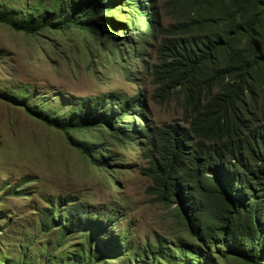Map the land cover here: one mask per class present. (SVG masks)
Returning <instances> with one entry per match:
<instances>
[{
  "label": "trees",
  "instance_id": "obj_1",
  "mask_svg": "<svg viewBox=\"0 0 264 264\" xmlns=\"http://www.w3.org/2000/svg\"><path fill=\"white\" fill-rule=\"evenodd\" d=\"M21 1L0 0V22L27 34L77 28L109 40L120 26L126 43L161 36L150 74L182 110L172 122L156 123L140 90L71 96L53 108L24 90L0 96L65 132L97 168L114 160L108 137L135 143L148 192L179 231L134 245L129 227L113 232L124 212L104 213L96 228L80 198L64 195L40 210L48 237L17 242L14 255L0 250V264H264V0H178L185 19L169 26L157 19L159 0H24L18 9ZM85 131L95 140L80 138ZM28 181L14 191L25 195L17 189Z\"/></svg>",
  "mask_w": 264,
  "mask_h": 264
},
{
  "label": "rangeland",
  "instance_id": "obj_2",
  "mask_svg": "<svg viewBox=\"0 0 264 264\" xmlns=\"http://www.w3.org/2000/svg\"><path fill=\"white\" fill-rule=\"evenodd\" d=\"M175 1L159 0L156 5L157 19L163 26L185 19L183 4ZM122 28L112 27L113 37L108 40L106 35L99 38L77 28L27 34L0 22V95L24 90L29 101L39 106L44 98V108H53L71 96L111 91L133 95L140 90L148 94L147 106L156 123L178 119L181 108L157 93L150 74L158 60L161 36L157 40L135 37L126 43L122 41L125 35L117 33ZM79 136L93 141L97 134L85 131ZM104 145L114 155L107 169L97 168L70 145L65 132L0 96V250H14V255L17 242L48 237L38 230L40 210L64 195L80 198L96 228L101 226L104 213L124 212L126 217L117 221L113 232L129 227L134 245L178 236L179 230L167 220L166 208L148 192L151 179L141 171L147 161L139 147L135 143L123 146L111 137ZM26 179L30 181L17 189L24 190L25 195H20L14 186ZM49 237L55 241L57 235ZM107 261L123 263L122 259Z\"/></svg>",
  "mask_w": 264,
  "mask_h": 264
}]
</instances>
